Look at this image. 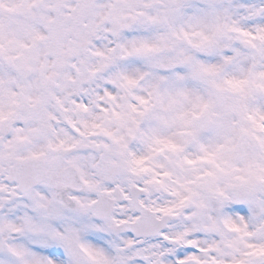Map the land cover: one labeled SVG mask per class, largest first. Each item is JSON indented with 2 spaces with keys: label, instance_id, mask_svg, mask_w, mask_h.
I'll use <instances>...</instances> for the list:
<instances>
[{
  "label": "snow or ice",
  "instance_id": "obj_1",
  "mask_svg": "<svg viewBox=\"0 0 264 264\" xmlns=\"http://www.w3.org/2000/svg\"><path fill=\"white\" fill-rule=\"evenodd\" d=\"M0 264H264V0H0Z\"/></svg>",
  "mask_w": 264,
  "mask_h": 264
}]
</instances>
